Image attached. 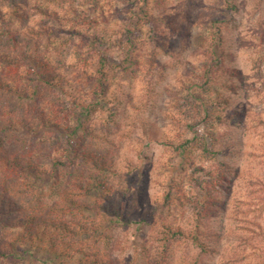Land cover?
<instances>
[{"label":"rangeland","instance_id":"374dc122","mask_svg":"<svg viewBox=\"0 0 264 264\" xmlns=\"http://www.w3.org/2000/svg\"><path fill=\"white\" fill-rule=\"evenodd\" d=\"M35 6L73 17L62 26L73 33L53 40L51 54H47L55 70L64 76L67 91L43 90L40 104L47 113L54 115V111L70 119L84 112L83 123L96 136L86 139L91 152L114 158L121 170L129 166L128 174L111 180L113 197L126 206V222L109 217L101 220L97 214L87 218L92 223L103 222V230L113 233L108 250L113 264H188L183 261L194 260L197 250L182 240L174 241L163 254V238L156 234L165 222H193L186 199L199 194L194 181L203 176L196 172L197 167L213 164L204 152L211 131L225 130L239 141V154L231 165L234 172L238 169V175L230 176L223 188V213L214 216V228L223 220V225L238 226L241 233L250 234L248 229L257 228L255 224L264 229V201L258 199L264 197V0H0V27L5 18L18 28L38 20ZM23 13L30 20H21ZM148 17L168 21L155 27ZM218 28L225 33L219 56L227 50L222 65L211 60L208 51ZM3 32L0 28V51L21 49L24 37L14 43ZM95 36L103 42H94ZM156 38L167 53L157 49L155 75L148 78L147 58L157 46ZM128 51L139 61L140 69L133 73L109 69L106 92L97 88L94 66L101 55L120 60ZM150 79L155 88L154 107L136 110L132 104L137 105L144 96ZM231 108L245 113L232 130L219 121ZM136 117L149 123L148 134L142 125L135 128L139 123ZM65 145L56 146L59 153ZM45 159L40 158L42 163L48 161ZM90 173L86 170L85 175ZM249 179L254 184L247 186ZM38 187L46 190L41 180ZM168 194L170 201H165ZM99 197L98 192L93 193L90 206ZM184 197L183 204L180 198ZM251 200L255 203L245 204ZM235 209H240L236 219L231 218ZM82 238L86 249L95 245L88 235ZM258 243L264 246V242ZM21 249L27 253L0 264H82L80 254L58 260L43 248ZM248 259L264 264L261 256ZM207 260L220 264L219 256Z\"/></svg>","mask_w":264,"mask_h":264},{"label":"trees","instance_id":"16d2710c","mask_svg":"<svg viewBox=\"0 0 264 264\" xmlns=\"http://www.w3.org/2000/svg\"><path fill=\"white\" fill-rule=\"evenodd\" d=\"M34 13L39 19L31 24L18 28L5 18L0 27L7 39L14 43L24 37L21 49L0 51V261L26 254L27 251L21 248L29 247L30 251L43 248L58 260L74 259L80 254L82 264H113L108 257L113 233L103 230V222L96 224L87 218L97 214L101 220L109 217L118 223L126 222V206L119 197H113L111 180L128 174L129 166L121 170L114 158L91 152L86 139L93 140L96 136L84 125V112H78L74 119H70L54 111L51 115L40 104L43 90L67 91L64 76L55 70L47 54H51L53 40L61 34L73 33L62 27L64 23L72 22L73 17L40 6L34 7ZM19 17L23 21L30 20L26 13ZM148 20L155 27L168 21L167 18L154 17ZM161 32L162 29L156 37L161 38ZM213 37L208 50L210 58L220 65L225 64L227 50H224V56H219L225 43V33L218 28ZM158 38L154 40L157 46L147 58L150 61L145 73L148 78L155 75L157 49L167 53V48L158 43ZM98 40L103 42L95 36L94 42ZM133 56L129 51L120 60L101 55L94 66L95 86L106 92L109 69L137 72L140 65ZM210 81L211 76L207 82ZM153 85L150 79L144 96L137 105L132 104L134 109L154 107ZM226 103L232 104L231 101ZM232 108L228 115L219 117L220 124L230 130L237 127L241 117L245 116L244 111ZM113 116L110 115V118ZM135 120L140 123L135 128L142 125L145 134L150 132V125L143 118L136 117ZM22 134H26L27 139ZM39 142L43 147H39ZM163 143L167 144L166 141ZM238 143L236 137L225 130L208 133L204 152L211 156L213 164L197 167L196 172H201L203 176L194 181L199 194L186 199L193 202H188L192 207L193 222L185 225L162 224L156 235L163 238V254L174 241L182 240L184 245L197 250L194 260L183 261L188 264H212L207 260L209 256H219L220 264H254L251 259L247 261L249 257L256 255L264 258V246L258 243L264 242L261 225L255 224L257 228L251 229L246 227L251 232L247 234L237 231L238 226L223 225V220L217 228L212 224L214 216L223 213L220 204L223 188L230 176L234 173L238 175V169L234 172L231 166L239 154ZM64 144L63 151L59 153L56 146ZM185 148L180 146L181 151L185 152ZM42 156L48 160L46 163L41 162ZM79 159L82 161L79 162ZM70 170L76 174L75 177L67 174L66 171ZM86 170L92 174L86 176ZM40 180L46 190L39 189ZM252 184L253 180L249 179L247 186ZM96 192L100 194V201L90 206L89 199ZM170 196L168 194L165 201H170ZM258 199L264 201L263 196ZM180 200L184 204L185 197ZM254 203V200L245 201L248 205ZM236 212L240 209H235L231 218H237ZM86 235L95 244L88 249L82 238Z\"/></svg>","mask_w":264,"mask_h":264}]
</instances>
